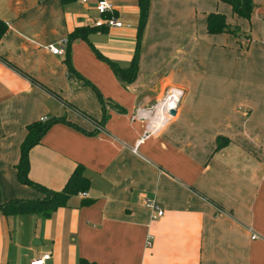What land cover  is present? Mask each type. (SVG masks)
Instances as JSON below:
<instances>
[{"label":"crops","instance_id":"0c3cea01","mask_svg":"<svg viewBox=\"0 0 264 264\" xmlns=\"http://www.w3.org/2000/svg\"><path fill=\"white\" fill-rule=\"evenodd\" d=\"M108 1L125 25L94 26L97 0H0V205L45 196L16 174L42 116L26 178L58 191L80 166L88 181L46 216L0 210V264H264V0L249 19L222 0H148L138 39L137 0ZM209 12L235 31L207 32ZM136 46L122 81L112 64ZM169 87L173 115L131 118Z\"/></svg>","mask_w":264,"mask_h":264},{"label":"trees","instance_id":"16d2710c","mask_svg":"<svg viewBox=\"0 0 264 264\" xmlns=\"http://www.w3.org/2000/svg\"><path fill=\"white\" fill-rule=\"evenodd\" d=\"M228 3L232 11L246 19H249L252 1L251 0H222ZM137 5L139 9L138 22H137V39L140 36L141 30L143 28L147 10H148V0H137ZM205 27L209 33H218L225 30L235 31V28L230 27L223 16V14L218 12H209L206 15ZM3 26L0 24V35L3 31ZM78 31H74L69 35V40L76 39L78 37ZM137 46L135 47V52L132 55L130 64L126 67H119L112 64L113 71L119 76L122 81L129 82L135 75L136 69V59H137ZM51 120L47 119L43 122L37 121L26 126V134L20 145V156L19 161L16 165L17 178L27 184H30L37 189L41 190L45 196L41 199L35 200H11L7 203L0 205V210L7 213H20V212H37L41 215H48L52 209L64 204L67 199L76 194L79 191H83L87 185V178L82 174L80 166H76L72 172L67 177L62 188L58 191H52L40 186L28 178H26V170L28 167L27 163V149L36 143L44 131L47 129ZM219 144V143H218ZM80 264H86L84 260H80Z\"/></svg>","mask_w":264,"mask_h":264},{"label":"built area","instance_id":"2783aa9c","mask_svg":"<svg viewBox=\"0 0 264 264\" xmlns=\"http://www.w3.org/2000/svg\"><path fill=\"white\" fill-rule=\"evenodd\" d=\"M85 1V0H81ZM95 10L99 14V18L94 21V26L101 27H121L125 24L121 22V20L114 17L111 13L112 4L108 0H97L95 3ZM47 49L52 54H63V49L61 46L48 45ZM182 95V90L176 87H169L165 90L164 94L160 99L156 100L154 103L139 106L135 109L131 118L142 119L146 122V128L149 129L154 126L155 121H164L167 117L171 116L169 114L170 109H174L177 106L179 97ZM47 118L42 116L39 118V121L43 122ZM147 137V133H143V135L136 141V144L131 148L133 152L136 150V145ZM79 194L81 196H86V192L80 191ZM142 204L149 210L150 218L155 219L162 215L163 210L157 204L154 198H149L143 196ZM254 237V234H251V238ZM151 237L147 236L145 239V245L148 246L150 244ZM49 258L48 253L40 254L38 256H34L30 258L27 264H44L45 260Z\"/></svg>","mask_w":264,"mask_h":264},{"label":"water","instance_id":"95a60500","mask_svg":"<svg viewBox=\"0 0 264 264\" xmlns=\"http://www.w3.org/2000/svg\"><path fill=\"white\" fill-rule=\"evenodd\" d=\"M174 113H175V110H174V109H170V110H169V114H170V115H173Z\"/></svg>","mask_w":264,"mask_h":264}]
</instances>
